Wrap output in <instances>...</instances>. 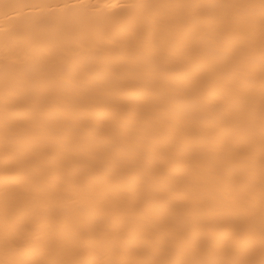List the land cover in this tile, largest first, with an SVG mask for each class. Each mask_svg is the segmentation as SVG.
<instances>
[{
	"label": "bare ground",
	"instance_id": "bare-ground-1",
	"mask_svg": "<svg viewBox=\"0 0 264 264\" xmlns=\"http://www.w3.org/2000/svg\"><path fill=\"white\" fill-rule=\"evenodd\" d=\"M0 264H264V0H0Z\"/></svg>",
	"mask_w": 264,
	"mask_h": 264
}]
</instances>
